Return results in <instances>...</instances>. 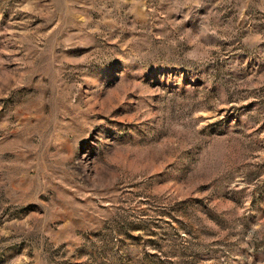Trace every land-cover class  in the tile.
I'll return each instance as SVG.
<instances>
[{
    "label": "rangeland",
    "instance_id": "374dc122",
    "mask_svg": "<svg viewBox=\"0 0 264 264\" xmlns=\"http://www.w3.org/2000/svg\"><path fill=\"white\" fill-rule=\"evenodd\" d=\"M0 264H264V0H0Z\"/></svg>",
    "mask_w": 264,
    "mask_h": 264
}]
</instances>
